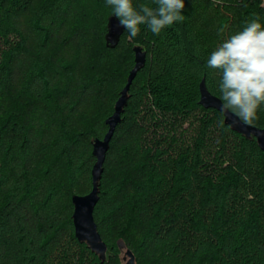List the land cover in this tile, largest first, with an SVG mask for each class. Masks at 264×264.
Returning <instances> with one entry per match:
<instances>
[{
	"label": "trees",
	"instance_id": "16d2710c",
	"mask_svg": "<svg viewBox=\"0 0 264 264\" xmlns=\"http://www.w3.org/2000/svg\"><path fill=\"white\" fill-rule=\"evenodd\" d=\"M156 5L152 0H133ZM185 21L106 46V0H0V264H264V151L199 104L207 59L264 0H185ZM224 27V33L218 29ZM147 52L111 139L94 210L102 262L78 241L93 140ZM224 118V117H223ZM264 128V106L254 125Z\"/></svg>",
	"mask_w": 264,
	"mask_h": 264
},
{
	"label": "clouds",
	"instance_id": "9594fccd",
	"mask_svg": "<svg viewBox=\"0 0 264 264\" xmlns=\"http://www.w3.org/2000/svg\"><path fill=\"white\" fill-rule=\"evenodd\" d=\"M156 5L133 0H106L112 14L132 40L146 25L154 34H160L178 22L185 21L182 14L185 0H152ZM213 4L221 0H211ZM224 27L218 29L223 34ZM207 67L219 74L220 112L224 118L232 114L242 124L253 126L258 112L264 106V23L253 14L242 30L220 42L207 59Z\"/></svg>",
	"mask_w": 264,
	"mask_h": 264
},
{
	"label": "water",
	"instance_id": "95a60500",
	"mask_svg": "<svg viewBox=\"0 0 264 264\" xmlns=\"http://www.w3.org/2000/svg\"><path fill=\"white\" fill-rule=\"evenodd\" d=\"M124 32L125 29L119 24L118 19L113 14L110 15L107 23V33L105 35L106 46L108 48H115L119 44ZM133 50L135 53V65L128 75L127 83L121 91L119 99L115 103L113 114L106 120L108 131L104 138H97L92 142L93 155L96 158V162L91 171L92 190L86 195H74L72 197L74 206L72 218L75 235L78 241L85 243L102 262L107 258L108 247L98 231L94 219V210L100 198V182L104 172V163L111 139L117 125L121 122L122 114L127 106L130 87L137 74L147 63V52L142 46L135 45ZM199 91L200 105L206 109L213 108L220 111L221 100L208 90L205 79L201 81ZM224 120L225 124L245 138L250 140L255 139L259 147L264 151V128L244 125L232 114H228L227 117H224ZM118 246L121 252V264H138L135 254L123 240L118 241Z\"/></svg>",
	"mask_w": 264,
	"mask_h": 264
}]
</instances>
